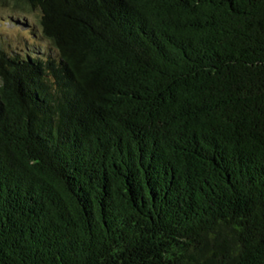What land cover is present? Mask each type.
Masks as SVG:
<instances>
[{"label":"trees","instance_id":"obj_1","mask_svg":"<svg viewBox=\"0 0 264 264\" xmlns=\"http://www.w3.org/2000/svg\"><path fill=\"white\" fill-rule=\"evenodd\" d=\"M12 1L0 264H264V0Z\"/></svg>","mask_w":264,"mask_h":264},{"label":"rangeland","instance_id":"obj_2","mask_svg":"<svg viewBox=\"0 0 264 264\" xmlns=\"http://www.w3.org/2000/svg\"><path fill=\"white\" fill-rule=\"evenodd\" d=\"M20 14H22L21 9L12 0H0V40L7 41L18 53H24L29 46L46 52L41 48V44L32 43V36L24 25H14L15 21L19 23ZM27 18L32 22L36 21L34 14L27 13Z\"/></svg>","mask_w":264,"mask_h":264}]
</instances>
